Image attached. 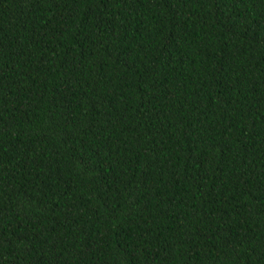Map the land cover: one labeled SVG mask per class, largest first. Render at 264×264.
Listing matches in <instances>:
<instances>
[{
    "label": "trees",
    "instance_id": "trees-1",
    "mask_svg": "<svg viewBox=\"0 0 264 264\" xmlns=\"http://www.w3.org/2000/svg\"><path fill=\"white\" fill-rule=\"evenodd\" d=\"M0 264H264V0H0Z\"/></svg>",
    "mask_w": 264,
    "mask_h": 264
}]
</instances>
